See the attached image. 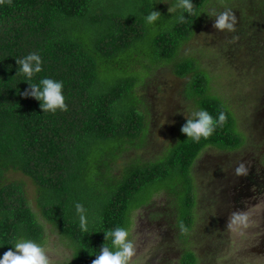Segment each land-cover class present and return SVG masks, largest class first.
<instances>
[{
    "label": "trees",
    "instance_id": "obj_1",
    "mask_svg": "<svg viewBox=\"0 0 264 264\" xmlns=\"http://www.w3.org/2000/svg\"><path fill=\"white\" fill-rule=\"evenodd\" d=\"M206 1L191 0V11L179 12L182 21L157 31L156 56L170 59L177 54L192 35ZM97 2L0 0V254L13 247L16 237L43 243L45 235L24 181L10 179L11 172L32 179L43 218L71 240L77 264H91L101 245L110 243L104 232L116 226L129 229L134 211L151 204L162 190L172 197V215L180 239L186 242L196 222L198 196L192 167L197 158L208 146L233 150L245 143L233 111L211 93L207 73L198 72L186 94L195 97L198 108L206 109L214 120L221 112L225 119L207 136L193 139L185 133L159 160L126 165L121 178L104 176L106 170L113 173L127 145H135L136 139L143 142L146 136L141 100L133 91L136 76L123 75L108 83L102 73L115 67L110 60L144 37L148 10L120 18L118 13L98 9ZM251 31L245 36L250 38ZM30 52L39 53L41 69L28 77L19 71L17 59ZM180 62L175 69L179 76L195 69L192 60ZM45 76L63 81L66 108L43 111L38 98L24 94L29 88L26 80L39 82ZM107 144L119 146V151H105ZM96 153L103 156L99 164L93 157ZM76 202L85 209L84 228ZM198 258L188 248L180 262L197 264Z\"/></svg>",
    "mask_w": 264,
    "mask_h": 264
},
{
    "label": "rangeland",
    "instance_id": "obj_2",
    "mask_svg": "<svg viewBox=\"0 0 264 264\" xmlns=\"http://www.w3.org/2000/svg\"><path fill=\"white\" fill-rule=\"evenodd\" d=\"M177 4L178 0L97 2L98 9L118 13L120 18L139 16L143 10L160 12L153 23L146 21L144 37L118 59L110 60L115 67L102 73L108 83L123 75L136 76L133 91L141 100L147 123L143 142L136 139L135 145H127L113 173L106 170L104 176L121 178L126 165L136 160H159L186 136L181 123L199 110L195 97H189L186 90H191L189 82L198 72L207 73L211 93L233 111L245 143L233 150L208 146L197 158L192 167L198 196L196 222L187 243L180 239L172 197L165 190L155 194L151 204L134 211L128 238L135 251L128 264H182L181 255L188 248L197 253V264H264V186L259 194L251 191L248 198H240L246 201L226 195L227 180L232 181L234 173L242 180L250 170L259 173L264 168V0H207L189 39L174 57L160 59L154 54L153 38L158 30L176 23L183 9ZM223 12L234 17L231 29L215 26ZM249 29L252 40L245 36ZM187 60L194 62L195 69L177 75V65ZM106 148L113 154L119 151L113 144ZM93 157L99 164L103 156L96 153ZM9 178L25 183L30 204L45 228L43 244L50 264H77L71 240L43 218L36 184L18 171L9 173Z\"/></svg>",
    "mask_w": 264,
    "mask_h": 264
},
{
    "label": "clouds",
    "instance_id": "obj_3",
    "mask_svg": "<svg viewBox=\"0 0 264 264\" xmlns=\"http://www.w3.org/2000/svg\"><path fill=\"white\" fill-rule=\"evenodd\" d=\"M177 7L186 11H191V0H178ZM158 10L148 11L145 15L146 21L151 24L159 17ZM184 19L183 14L177 16L178 21ZM232 19L227 12L220 13L214 23L217 28L233 27ZM19 71L25 76L31 77L33 73L41 69V57L38 52H30L17 59ZM29 83V88L25 89V95L35 96L40 100V107L44 110L55 111L57 108L64 109L67 105L64 102L62 92L63 81L51 77H41L39 82ZM194 118H187L182 126V131L198 139L201 135H209L216 123L225 119L223 112L219 114L218 120H214L206 109H199L194 112ZM239 170V169H238ZM75 210L80 214L81 227H86L85 209L80 202L75 203ZM105 233V238L110 237V243H103L91 264H128L135 248L133 241L128 238L129 229L124 226H116ZM12 248H8L0 254V264H50L49 256L46 253L45 245L37 240L27 237H16Z\"/></svg>",
    "mask_w": 264,
    "mask_h": 264
},
{
    "label": "flooded vegetation",
    "instance_id": "obj_4",
    "mask_svg": "<svg viewBox=\"0 0 264 264\" xmlns=\"http://www.w3.org/2000/svg\"><path fill=\"white\" fill-rule=\"evenodd\" d=\"M263 186L264 168L259 173H254L253 169L250 170V172L247 173V175H245L242 180L237 179L236 174L234 173V179H232V181L227 180L226 195L233 197V200L235 201L238 199L239 201H244L245 199L240 198H248L251 191L255 194H259L262 191Z\"/></svg>",
    "mask_w": 264,
    "mask_h": 264
}]
</instances>
